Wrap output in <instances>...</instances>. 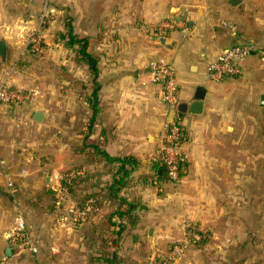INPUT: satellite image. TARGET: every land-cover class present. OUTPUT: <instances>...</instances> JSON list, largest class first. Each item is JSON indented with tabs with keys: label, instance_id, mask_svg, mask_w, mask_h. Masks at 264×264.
<instances>
[{
	"label": "crops",
	"instance_id": "crops-1",
	"mask_svg": "<svg viewBox=\"0 0 264 264\" xmlns=\"http://www.w3.org/2000/svg\"><path fill=\"white\" fill-rule=\"evenodd\" d=\"M49 1L54 19L43 37L47 43L63 39L59 49L34 58L26 37L37 26L45 0H0V41L6 49L0 81L35 93L32 101L0 103V215L7 207L2 201L15 196L38 243V257L52 248L56 264H77L67 260L88 253L86 237L112 230L120 233L122 257L112 264H148L139 256L141 236L150 247L158 237L187 234L191 220H198L209 238L199 246V259L185 254L178 264H264V60L249 55L239 75L221 81L206 74L207 62L223 48L245 41L264 45V0L235 6L229 0H56V7ZM162 20L173 23L163 32L174 41L171 49L158 41L160 32L154 29ZM221 21L233 24L235 32ZM66 28L86 41L92 62L78 44L72 45L78 48L72 55L64 51ZM155 60L174 65L179 102L191 103L197 87L205 89L200 113L178 112L186 134L181 145L185 172L199 171L198 179L188 182L199 187V212L185 210L183 196L180 207L169 211L172 196L159 193L160 181L153 176L163 125L174 116L160 86L149 81L148 64ZM36 112L43 113L41 121L33 119ZM53 113L57 129L49 137ZM103 152L136 160L126 165V184L115 197L108 188L120 175H114L118 165ZM68 171L76 177L72 193L60 190V177ZM49 190L57 193L54 205ZM85 194L93 198L80 206ZM73 207L84 215L75 218ZM1 230L0 264L20 260L21 251ZM241 231L256 240L239 245Z\"/></svg>",
	"mask_w": 264,
	"mask_h": 264
},
{
	"label": "built area",
	"instance_id": "built-area-1",
	"mask_svg": "<svg viewBox=\"0 0 264 264\" xmlns=\"http://www.w3.org/2000/svg\"><path fill=\"white\" fill-rule=\"evenodd\" d=\"M53 14L54 10L49 8L48 0H45L44 7L38 15L37 26L26 37V45L29 50L40 51L43 41V31L53 21ZM221 24L227 26L232 32H235L233 24L226 21H221ZM172 27V22L163 20L154 29L155 31H159L160 36H162L164 31ZM260 44L259 41H245L223 48L215 58L207 62L206 74L208 79L211 81H221L225 78L239 75L242 72L241 64L243 60L251 54H258L264 60V47H261ZM147 72L149 74V81L160 86L162 101L174 112L172 119L163 125L160 146L157 149L155 158L164 165L167 181L175 183L180 179L182 173L185 172L186 165L185 156L181 148L186 134L176 110L179 102L176 70L170 62L155 60L149 62ZM33 98L34 93L31 91L12 86L6 80L0 81V103L12 105L32 101ZM7 185L9 189H12V182L9 181ZM60 190L67 192L65 187L62 188L60 186ZM17 213L15 225L7 233L6 238L12 247L21 252L26 251L29 254L33 260L31 264H38L36 261L39 251L38 243L27 229L22 212L18 211ZM71 213L75 218H80L84 215L83 210L76 209L75 207H73ZM188 227L192 231L193 226L189 225ZM200 239V233L192 232L189 241L174 243L166 255L159 258L160 255L157 254V257L150 259L148 264H178L188 244L196 243Z\"/></svg>",
	"mask_w": 264,
	"mask_h": 264
},
{
	"label": "rangeland",
	"instance_id": "rangeland-1",
	"mask_svg": "<svg viewBox=\"0 0 264 264\" xmlns=\"http://www.w3.org/2000/svg\"><path fill=\"white\" fill-rule=\"evenodd\" d=\"M49 3L53 6H55V5L57 6L56 0H50ZM54 30L55 29L53 28V33H54L53 35L56 34V32ZM155 32H158V31H155ZM65 34H66V36L68 34L67 28H66ZM62 39H63V37H56V38L52 37V38H50V41L47 43V42H45L46 38L43 37L42 47H41L40 51L31 52V53L34 54V58H35V57L43 56V54L47 51L57 50V49H59V47H57L56 44H58L59 41L61 42ZM260 46L264 47L263 44H260ZM63 48H64V51L66 49L67 53L72 55L73 52H77L79 47L78 48H72V45L68 42V39H67L64 41V47ZM255 55H258V54H255ZM38 69H41V68L38 67ZM41 70L45 71L44 65H42ZM23 90H25V89H23ZM26 91H31L32 93H34V91H32V90H26ZM34 97H35V93H34ZM50 97L52 98L51 103H53L52 104V106H53L52 110L55 111V108H54V106H55L54 102H55V97H56L55 91L50 93L49 98ZM55 120H56L55 113H53V118L51 121L52 124L50 125L51 128H48L46 131V133H47L46 135L49 137H51L53 135L55 136V134H56L57 125H56ZM69 127H70V125H69ZM159 146H160V144H159ZM185 169H187V165H185ZM189 169H190V167L188 168V171L184 172L181 175L180 179L175 183H170L167 180H161L160 182H158V184H160V190H161V191H159V193H163L167 196L168 195L172 196V200L171 201L169 200V205H168L169 211L173 210L172 212H174L175 208L178 209L180 207V201H181V198L183 196L185 199V202L183 200V204H182L184 209L188 210L189 208L190 209L192 208V210L194 209V211L199 212V208H198L199 207V187H197V185H195L196 183H194V184L188 183V182H190V180L198 179L199 171L197 170L194 172V170L189 171ZM63 175H64V173L61 176H63ZM12 188H13V186H12ZM10 194L11 195L15 194V192L14 193L10 192ZM47 195L52 198L51 200H54V202H52L53 203L52 205H54L55 200H57L56 191L49 190L47 192ZM14 198H15V196L12 195V197H11L12 200L8 201L7 203L6 202L4 203L2 201V203H1V206H3V207L7 206L5 211L3 213H1V215H0V223H1L0 226L4 229L1 231H5V229L7 230L5 232V238H6L7 233L10 232L11 229H13V227L15 225V220H16V217L18 214L17 212L21 211V210L17 209V208H19V205L16 201H14ZM54 209L55 208L52 206L53 211H51L52 216L50 217V223L52 224V228L55 229L56 226H58V223H57L58 219L54 213ZM188 220L190 221V218H187V221ZM191 221L195 222L196 224L195 223H187V227H186V233L187 234L184 233V235H183V233H181V234H177V235H168V236L158 237L157 242L152 243V246H150V247L148 246V243H147L148 238L146 237V235L141 236V241H140V245H139L140 246L139 256L141 259H143L142 260L143 263H145V262L148 263L150 259H152L153 257H157L156 256L157 254L160 255L159 258L166 255V253L169 251L170 247L174 243H182V242L189 241L191 239L192 232L200 233L201 239L199 241H197L196 243L188 244V246L184 252V255L182 256V258L179 260L178 263L185 260V254L186 255H188V254L194 255V257H193L194 259H199V246L202 245L205 242V240H207L209 237L207 236V232H205L204 228H202V230L199 229L198 220H191ZM25 222H26V219H25ZM12 223H14V225ZM189 225L193 226L192 231L189 230V227H188ZM103 227H104V225L101 224L100 230L103 229ZM204 237H205V239H204ZM253 238L255 241L257 236L253 237ZM253 238H251L250 236L248 237L246 235L245 231H241V234H239V236L236 237L235 241L239 245H241L243 243L248 245V243L254 242ZM106 239H107V235H104V232H102L101 235H98V236H90L89 238L86 237V240L88 242V246H87V248L89 250L88 253L87 252L85 253L83 251V253H81V255H80V258H78L77 260H72V258H71V259L67 260V262L68 263L76 262L77 264H79V263L80 264H93V263L94 264H101L102 263L101 259H103L104 257L106 259L112 258L115 261H119L120 258L122 259V257L119 255L117 249L115 250V253H112L114 249H112L111 247L105 246V240ZM8 244L11 246L9 241H8ZM190 246H192V247H190ZM39 251H40V249H39ZM39 251H38V253H39ZM49 251H50V254H49V252H43V257H42L43 259L42 260L40 259V257H38V255L36 256V261L38 264H56V256H55L56 251L53 250L52 248L49 249ZM19 254H20V258H21L20 260L10 261V260L4 259L3 260L4 264H30V263H32L33 260L26 251H23ZM124 255H125V257L129 258L130 253L125 252ZM238 255H239V253H235V256H238ZM240 257L243 258L242 255H239V258ZM93 258H98V259L94 260ZM123 259H125V258L123 257Z\"/></svg>",
	"mask_w": 264,
	"mask_h": 264
},
{
	"label": "trees",
	"instance_id": "trees-1",
	"mask_svg": "<svg viewBox=\"0 0 264 264\" xmlns=\"http://www.w3.org/2000/svg\"><path fill=\"white\" fill-rule=\"evenodd\" d=\"M67 38H68V42L71 45H75V44L79 45V52L88 62L93 61V58L86 52V41L84 39L75 37L71 33V30L68 31ZM30 51L36 52L32 50ZM103 156L107 159V161L118 165L117 170L114 173V175L117 173H119L120 175L118 177L113 178L112 184L108 188L110 195L112 197H115L117 193L121 190V188L125 186L126 184L125 179L129 175V172H130V170L126 168V165L128 166L135 165L136 160L131 156H123V157L109 156L105 152H103ZM155 167L156 169L154 171L153 176L159 181L167 180L164 165L161 164L160 161L157 159L155 160ZM75 178H76L75 175H73L71 171L65 172L64 175L60 179V186L62 188L65 187L68 193H72V191L74 190ZM90 198H93L92 194H85L79 198L78 204L80 206H83L87 202V200ZM91 201L93 202V199ZM128 209L130 210V206L128 207ZM108 222L110 225L114 224L113 222H111L110 217L108 219ZM119 234L120 233L118 231L112 230V233L110 235H107V239L105 240V246L111 247L112 249H114L112 253H115V250L117 249V246L120 240ZM93 259L95 260L98 258H93ZM101 261H102L101 264H112L115 262V260H113L112 258L106 259L105 257L101 259Z\"/></svg>",
	"mask_w": 264,
	"mask_h": 264
},
{
	"label": "water",
	"instance_id": "water-1",
	"mask_svg": "<svg viewBox=\"0 0 264 264\" xmlns=\"http://www.w3.org/2000/svg\"><path fill=\"white\" fill-rule=\"evenodd\" d=\"M241 0H229L228 3L232 6L237 5ZM158 41L167 48L174 47V41L169 39V35L165 34L159 37ZM5 43L0 41V57H5ZM146 61L142 63L139 68V72L142 73L145 70ZM205 89L203 87H197L194 100L191 103L185 101L178 102L176 110L180 113L191 112V113H200L203 106ZM261 105L264 106V95L260 96ZM43 116L42 112H36L33 116V119L36 121H41Z\"/></svg>",
	"mask_w": 264,
	"mask_h": 264
}]
</instances>
